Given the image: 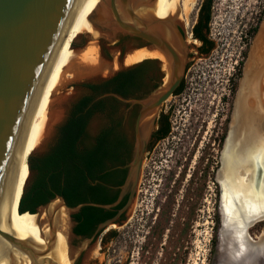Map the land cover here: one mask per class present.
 <instances>
[{"label": "flooded vegetation", "instance_id": "1", "mask_svg": "<svg viewBox=\"0 0 264 264\" xmlns=\"http://www.w3.org/2000/svg\"><path fill=\"white\" fill-rule=\"evenodd\" d=\"M204 2L205 0L200 1L194 21L189 31L185 33L179 26L176 18L177 14L173 17L175 29L185 45V62L178 85L161 102L155 112L142 121V128L145 130L148 128L139 171V175L141 174L145 182H148L147 177L150 173L152 175V168L159 169L154 175L156 177L163 175L165 182L168 179H172V177H177L175 174L176 164L185 162V165H187L194 150L196 138H201L200 134L203 133L202 129L205 128L203 125L205 123L204 116L198 113L202 109L198 112L193 109L197 96H202L199 92L202 90V85L197 84L193 80L196 73V59L208 55L212 48V42L204 29L200 28L199 34L205 38V42H201L197 37L193 36L192 31L197 19H200V25L202 24V14L200 17L198 14L200 6ZM181 24L185 28L188 27V24L184 23L183 19ZM254 33L249 37V41L252 40ZM126 41H129L130 48L143 52V54L145 53L136 64L138 69V76L135 80L136 85L128 86L123 96L117 95L125 101L104 97L110 99L105 102L103 112L95 111L91 114L85 125L83 137L76 144V149L80 152L93 145L95 139L103 133V139L112 148L110 154L108 153V158L103 159L101 170L98 173L103 176L105 182L97 180L90 182L87 180V183L90 185L97 183L102 185L104 199L113 200L106 204H97V206L102 208L104 213L112 211H115V213L112 217L96 223L88 236H81L73 232L77 223L72 219V215L80 209L75 213L68 214L69 238L66 242L64 254L62 252L60 254L58 264H100L97 260L100 251L106 244L110 245L116 239L117 235L115 232L110 231L113 225L105 224V222L113 218L126 205L129 199V192L121 193L120 186L126 180L128 174L127 165L133 157L135 121L141 109L140 105L132 101H145L156 89L164 85L168 79V65L166 64L167 67L165 66L167 71L163 68V63L159 57L151 55L153 52L157 51L158 53L159 51L145 40L126 36L118 37L111 45L119 47V54L121 55L122 47ZM209 44H211L210 49H208ZM245 46L241 60L236 62L237 74L235 76L236 79H234V85L231 86L232 97L228 105L227 115L222 116L219 113L213 115L217 116V118L215 117L216 119H214L213 129L210 132V139H208L209 144L206 147L210 152L214 151V149L209 147L215 143L217 147L215 151L217 160L213 177L216 185V229L219 225L218 206H220V208L224 209V224L230 230V232H227L229 235L225 240L227 243L222 239L223 241L219 245L220 250L225 245V249L229 252L227 255L228 264H230L228 256L231 254L230 250L232 251V248H235L244 257L248 255L249 244H247V235H250L249 229L255 224L264 222V140L247 141L250 115L248 108H251L250 110L255 113L254 106L257 105L260 110L264 106V75L258 82V86L252 77L240 89L249 44L246 42ZM260 53H262V50ZM160 55L162 54L160 53ZM255 61V63H262L264 59L258 55ZM134 66L131 68H134ZM238 91L239 95L236 97ZM85 95H90V92L87 90ZM95 98L91 100L90 104L99 100ZM222 98L218 100L221 107ZM236 106L240 114L236 113ZM210 111H214L213 108L206 111V113L209 114ZM221 111H224V109H221ZM218 115L220 116L218 117ZM234 116L237 119L240 116V127L236 139L230 143L228 132ZM259 123L258 121L257 130L260 126ZM200 129L201 131H199ZM194 132L195 135L193 136ZM214 158L212 157V159ZM225 190L226 194H224ZM121 203L122 206L117 208ZM83 204L89 205L90 203ZM252 212H260L262 216L249 224L246 233L243 226L250 218ZM126 213L127 210L122 211L113 223L118 224V227L124 226L123 222L126 220ZM225 214L229 218L227 219L228 222ZM261 233L257 240L264 235V231H261ZM255 237L254 239H256ZM212 245L213 250H215V241H213Z\"/></svg>", "mask_w": 264, "mask_h": 264}, {"label": "rangeland", "instance_id": "2", "mask_svg": "<svg viewBox=\"0 0 264 264\" xmlns=\"http://www.w3.org/2000/svg\"><path fill=\"white\" fill-rule=\"evenodd\" d=\"M195 1L187 16V28L181 24L183 18L176 15L184 33L189 31L201 0ZM210 2L208 38L212 42V48L207 56L196 59V73L193 80L202 85V90L199 91L202 96H197L193 107L196 112L202 109L198 113L204 116L205 128L202 129L201 138H196L187 165L185 162L176 164L177 177L165 182L163 175L157 177L154 175L159 170L154 168L151 169L152 175L150 173L147 177L148 182L143 180L141 174L139 175L132 202L125 214L124 226L117 228L113 225L114 227L111 228L110 231H114L117 237L100 251L97 257L100 264H213L214 262L216 252L212 248V243L215 241L216 233V185L213 177L217 147L216 143L209 147L214 149L212 152L206 147L209 144L208 139L214 119L217 118L213 115L218 113L222 116L227 115L232 97L231 86L234 85L237 74L236 62L241 60L246 42L249 46L251 44L247 31L255 25L258 27L264 17L263 14L259 18L264 0H211ZM74 34L73 30H66L60 37L57 48L52 52L54 56L60 58L66 56L67 59L62 68L58 66L59 71L45 78L38 96L35 98L33 96L32 106L36 109L31 126L41 121L49 111L56 110L52 108V103L57 96L73 93V101L62 111L64 117H67L71 105L87 93L82 83L94 82V78L105 77L108 64L118 59L123 61L127 54L136 51L130 48L129 41H126L120 55L119 47L100 42L98 37L89 40L83 33L73 36ZM68 37L70 38L66 47ZM90 49L96 50L94 64L85 59L82 61V55ZM78 63L89 65L92 69L85 71L73 69ZM219 98H222V107ZM40 105L43 107L42 111ZM46 108L48 111H45ZM212 108L214 111L206 113ZM56 130L57 128L54 127L50 139L46 143L41 139L25 158L28 154L40 156L45 153ZM211 156L215 158L212 159ZM32 177V173H23L14 198L18 196L19 191L21 193L24 182L30 184ZM263 226L264 222L253 225L249 229L250 236L257 238L261 231H264Z\"/></svg>", "mask_w": 264, "mask_h": 264}, {"label": "water", "instance_id": "3", "mask_svg": "<svg viewBox=\"0 0 264 264\" xmlns=\"http://www.w3.org/2000/svg\"><path fill=\"white\" fill-rule=\"evenodd\" d=\"M154 1L0 0V246L3 241L12 248L32 258H38L48 253L47 247L43 250L36 249L21 239L3 231L4 201L18 132L32 101L37 83L40 81L42 71L61 34L65 18L71 7L96 8L88 20L93 29L99 33L97 36L101 40L100 42L112 43L120 36L143 39L162 54L169 68L168 79L164 85L156 89L145 101H132L140 105L141 109L135 121L133 157L127 165L128 174L126 180L120 186L121 193L129 192V199L126 205L113 218L105 222V224L118 227V224H114L113 221L117 219L122 211L129 209L139 178L141 154L144 148V140L148 134V128L146 130L142 128V121L154 113L161 102L178 85L185 62V45L175 29V22L172 26L168 27V32L172 33L174 41H171L169 37L158 32L155 28H151L152 25H163L166 21L165 19H158L153 16L151 8ZM259 26L260 24L253 35L247 53L246 61L250 60L251 65L249 72L245 77L243 76V80L246 81H248V78L254 77L256 82H260L264 75V62L255 63L256 58L254 57L260 55L264 59V49L260 54H257L254 49L251 50ZM105 36H110L111 38H106ZM86 38L89 40L95 39L90 35H87ZM114 61L118 63L115 67H113ZM114 61L108 64L105 77L94 78V82L82 83V85L101 83L114 76L117 72L125 71L137 64L123 65L120 64L122 60L118 59ZM73 69L90 70L92 67L78 63L73 66ZM238 95L239 91L236 97ZM104 97H112L119 101H125L113 93H105L97 96L95 99ZM57 98L60 100L54 102L52 108L60 111V115L56 120L49 122L48 130L42 138L44 143L50 139L54 127L57 128L66 119L62 111L73 101L74 95L71 93L70 95L57 96ZM262 129H264V123ZM230 130L228 137L231 135ZM257 135L256 140H264V135L260 137L259 132H257ZM254 141L255 138L252 137L251 142ZM224 194H226V190ZM56 199L68 211V214L75 213L82 206L87 205L80 204L70 207L64 203L60 196H54L44 205L38 206L31 215H36L40 208L46 207L51 201ZM219 208L220 206H218L219 225L215 233L216 255L213 264H217L218 262L219 245L224 230L223 223L225 222ZM48 228L50 230L49 220ZM40 235L42 234L40 233ZM251 243L253 242L251 241ZM239 261V259H236L235 264H242ZM256 264H264V257Z\"/></svg>", "mask_w": 264, "mask_h": 264}, {"label": "bare ground", "instance_id": "4", "mask_svg": "<svg viewBox=\"0 0 264 264\" xmlns=\"http://www.w3.org/2000/svg\"><path fill=\"white\" fill-rule=\"evenodd\" d=\"M195 2H196L195 0H155L151 8L153 16L158 19H165L166 21L165 23H163V25H159V24H157L156 26L152 25L151 28H155V30H157L158 32L165 34L167 37H169L171 41H174L172 33L168 32V27L172 26V24L174 23L173 17H175V15L178 13L177 14L178 17H182L184 20L183 22L186 23L188 13L193 8ZM95 9L96 8L71 7L69 10V13L67 14L65 18V21H64V24L61 30V34L58 37L52 52H54V49L57 48L62 34L68 29L74 31L75 34L73 36H76L79 33H83V35L85 36L87 35L92 36L93 39L95 37H98L97 35H99V33L95 31V29H93V27L91 26L88 20V18L92 15ZM263 21L264 19L260 23L259 30L251 46V50L253 48L257 54H260L261 50L263 51L264 49V22ZM105 37L111 38L110 36L108 37L105 36ZM69 38L70 37H68L66 40L67 42L65 43L66 47L68 45ZM91 49L87 50L84 53V55H82V59H83L82 61H84V59L86 61L88 60L87 62H90V63H93L96 61V50L95 49L91 50ZM52 52L42 71L40 81H38L37 83V87H36L34 94L40 91L41 84L43 83L46 77L51 76L53 72L59 71L60 68H58V66L62 68L65 65L67 57L64 56L60 58L59 56H54ZM144 55L145 53L143 54V52L132 51L131 54L126 55V57L124 58L122 62H120V64L131 65V64L137 63ZM151 55L159 57V59L163 63V68H165L166 63L164 61V58L162 57V55H160L159 52L158 53L157 51L153 52ZM256 56L258 57V55ZM256 56L254 57L256 58ZM249 61L250 60H247L244 65V72H243L244 77L249 72V67L251 65ZM117 64L118 63H115L114 61L113 67H115ZM101 65L102 64H100V66ZM102 67H100V69ZM165 69L167 70V68ZM245 81L246 80H242L240 89L246 84ZM257 86H258V82H257ZM57 100H60V99L57 98L55 99L54 102H57ZM42 108L43 107L41 106V111H42ZM47 108L45 109V111L47 110ZM35 109L36 108L32 106V101H31L26 111V115L22 122L21 128L18 132V137H17L15 149H14V154L12 158V163L10 167V172H9V177H8V182H7V187H6V193H5L3 231L13 235L14 237L18 239H21L23 242L28 243L29 245H31L32 247L36 249L43 250L45 249V247H47L48 253H45L44 256L42 255L38 258H32L12 248L11 246H9L8 244L2 241L1 246H0V264H58L60 260L59 259L60 254L61 252L62 253L65 252L66 242L69 238V234H68L69 223L67 219L68 211L60 204V202L57 199L51 201L46 207L40 208L36 215L25 213L15 219L12 218L11 216L13 221L9 220L10 211H11L14 199H15L14 197L16 196L17 191H18L17 184L19 182V179L21 178V176H23V173L25 174L29 173L27 170V165H26V158L29 154L26 156V158H25V155L29 151L31 152L32 149L39 144L40 140L44 137V135L46 134L48 130L49 122L51 120H56L60 115V111L51 110L47 113V115L43 116V119L41 121H37L31 126V121L34 116ZM250 109L251 108H248V111H249L248 113H250V115L248 119L249 126L247 129L248 130L247 141H251L252 137H254L256 141V138L258 137L257 132H259L260 137L263 135L264 129H262V125L264 123V106L261 109L262 111L257 105L254 106L253 109L255 110V113H253ZM237 112L238 114H240L239 110L237 111V106H236V113ZM256 116L258 118L257 120H256ZM258 121L260 122L259 123L260 126L257 130L256 126L258 125ZM239 127H240V116H239V119L235 118L234 116L232 120L231 130H230L231 132V135L229 137L230 143L234 142V140L236 139V135H237ZM23 162H24V168H23ZM25 184L26 182H24V185ZM19 196H20V191H19L17 199L19 198ZM15 207H16V204H15ZM15 207H14L13 214L15 212ZM223 210H224L223 208H220L221 215L224 218ZM260 214L262 213L252 212L250 214V218L247 220V222L243 226V229L245 230L246 233H247L249 224L254 222L256 219L260 218V216H262ZM14 215L16 216V213ZM225 216H226V220L229 219L226 214ZM48 220L50 221V230L48 228ZM223 225H224L223 226L224 230L222 233L221 241L224 240V242L227 243V241L225 240H226V237L229 235L227 232H230V230L226 228L227 226L224 223ZM40 233L42 235H40ZM251 241L253 243H251ZM247 244H249L248 245L249 250L247 252L248 255L246 257L240 255L236 251L235 248H232V251L230 250L231 254L228 256L230 258V264H235L236 259H239L240 260L239 263H242V264H247V263L256 264L261 260L262 257H264V235L259 237V240H257V238L254 239L250 235L249 236L247 235ZM228 254L229 252L225 249V245H224V247H222V249L220 250L217 264H228L227 263L229 262L227 261Z\"/></svg>", "mask_w": 264, "mask_h": 264}, {"label": "trees", "instance_id": "5", "mask_svg": "<svg viewBox=\"0 0 264 264\" xmlns=\"http://www.w3.org/2000/svg\"><path fill=\"white\" fill-rule=\"evenodd\" d=\"M210 1L205 0L200 6L198 15L200 17L202 14V24L200 25V19H197L192 28L193 36L201 42H205V38L199 34L200 28L208 34ZM263 14L264 6L259 18ZM256 28V25L250 28L247 35L250 37ZM210 48L211 44L208 46V49ZM137 76L138 69L135 65L134 68L117 72L101 83L82 85L90 92V95L80 97L71 105L66 119L57 127L56 134L46 152L40 156L31 154L27 156L28 172L32 173L33 177L30 184L26 183L22 188L21 196L14 199L9 220L13 221L12 218L15 219L25 213L33 214L38 206L44 205L54 196H60L70 207L90 203L72 215V219L77 223L73 232L81 236H88L96 223L114 215L115 211L104 213V210L97 206V204H106L113 200L104 199L102 185L87 183V180L105 182L103 176L98 173L103 159L108 158L112 148L103 139V133L95 139L93 145L80 152L77 151L76 144L83 137L85 125L91 114L95 111L103 112L104 104L110 98L99 99L93 104H90L91 100L105 93L123 96L128 86L136 85ZM39 92L34 95V98ZM121 206L122 203L117 208ZM14 207L16 216L13 214Z\"/></svg>", "mask_w": 264, "mask_h": 264}]
</instances>
